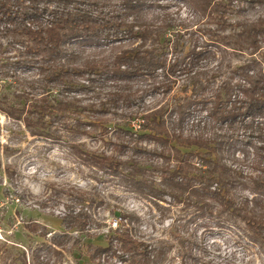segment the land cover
Listing matches in <instances>:
<instances>
[{
    "label": "trees",
    "instance_id": "trees-1",
    "mask_svg": "<svg viewBox=\"0 0 264 264\" xmlns=\"http://www.w3.org/2000/svg\"><path fill=\"white\" fill-rule=\"evenodd\" d=\"M173 3H181L193 13L197 26L188 35L198 33L196 40L185 39L181 30L173 29L175 19L169 14L146 12ZM254 10L257 13L250 17L248 13ZM122 36L136 45H112L107 57L79 51L80 43L111 42ZM0 38L17 48L18 59L13 64L37 68L41 77L30 84L59 88V99L42 94L29 102L18 93L14 103L0 107L13 120L22 122L32 136H56L51 124L63 123L64 113L77 108L80 100L69 97L77 90H100L110 83L105 101L99 103L102 111L96 112L106 116L110 108L138 106L148 92L167 95L179 76H187L190 90L174 103L168 115L163 107L143 111L138 133L121 127L122 135L112 142L114 151L110 154L88 151L82 144L70 145L71 150L92 168L93 175L99 170L116 177L126 190L156 206L167 196L171 204L192 205L206 222L218 226L244 223L249 239L264 249V68L255 57L264 47V0H0ZM210 44L219 50L222 60L229 52L247 54L248 59L235 67L221 60L206 70L199 62L215 59L217 54L202 47ZM195 112H204L203 120L192 121L195 132L185 134L184 123ZM62 125L84 135L90 134L87 126H97L78 117L71 126ZM238 128L249 130L252 138L247 141L252 152L243 149L242 154L251 166L248 174L235 158L225 155L232 145L228 131ZM124 135H134L130 146L134 153L159 160L155 166L158 181L146 177L137 159H132L135 166L123 170L126 160L119 154L129 147ZM144 139L155 144L152 148L142 146ZM6 173L13 174L9 167ZM64 190L54 189L56 197ZM71 191L61 217L64 231L54 233L49 244H44L46 253L58 258L79 241L72 237L73 232L88 233L93 219L82 205L86 202L91 208L102 202L96 189ZM120 219L129 225L137 217L125 213ZM27 228L47 234L36 222ZM196 239L192 234L180 241L183 254L193 264H197V257L192 255L191 246L198 245ZM171 249L169 241L151 244L134 237L129 227H115L106 246L90 250L88 257L92 264H162ZM38 256L35 253L32 259L38 261ZM0 264L30 263L22 253L16 261Z\"/></svg>",
    "mask_w": 264,
    "mask_h": 264
},
{
    "label": "rangeland",
    "instance_id": "rangeland-1",
    "mask_svg": "<svg viewBox=\"0 0 264 264\" xmlns=\"http://www.w3.org/2000/svg\"><path fill=\"white\" fill-rule=\"evenodd\" d=\"M155 11L167 13L174 18L176 26L173 29L181 30L185 39L198 38V33L188 35L197 25L193 13L183 4H165L161 8L146 10L149 15ZM256 13L254 10L248 14L253 17ZM113 41L80 43L79 51L107 57L112 45H128L132 40L122 36ZM0 43V107L6 102L14 103L18 93H23L29 102L35 101L42 94L48 95L52 100L60 98L59 88L49 87L45 83L30 84L29 82L41 77L37 68L13 64L18 59L17 48L8 45L5 39L0 38ZM202 47L217 52L215 59L204 58L199 62L201 67L210 70L222 58L215 46L210 44ZM263 50L264 47L255 57L262 61L261 66L264 68ZM167 57L169 58L170 54ZM247 59V54L235 55L232 52L225 56V60L223 58L224 65L230 63L232 67L243 64ZM190 82L187 76H179L169 94L163 95L161 91L148 92L138 106L129 110L123 106L110 108L106 116L96 112L102 111L99 103L105 101L110 83L104 84L100 90H77L69 95H74L80 100L77 108L64 113L63 123L51 124V130L56 131L54 138L32 136L22 122L13 120L0 110V262L16 261L24 253L30 264H92L88 257L89 251L97 246H106L115 227H129L132 235L141 241L151 244L161 241L172 243V249L162 264H193L192 260L183 254L180 242L192 234L197 237L198 245L191 246L192 255L197 257V264H264V249L249 239L244 223L229 222L218 226L214 222H206L198 217L199 210L195 207L181 203L171 204L167 196L164 200L157 201L159 206H156L152 200L126 190L116 177L96 169L94 170L97 175H93L92 168L81 163L76 153L71 150L70 145L82 144L88 151L110 154L114 151L112 142L118 135H122L119 131L121 127L137 134L143 111L163 107V110L167 109L165 115H168L174 103L188 94ZM204 115V112L193 113L184 123V133L195 132L191 122L203 120ZM77 117L83 122L89 121L97 126H87L86 130L90 131V134L84 135L62 125L71 126ZM44 119L49 121L48 116ZM104 119H107V122L102 121ZM228 134L232 135L229 139L232 145L228 153H225L226 157L235 158L243 173H250L249 162L242 158L243 149L252 152L251 147L247 145V141L252 139L250 131L238 128L232 132L228 131ZM134 139V135H124L125 145L129 147L122 152L117 151L126 160L123 170L135 166L132 159H137L146 177L158 181L155 166L159 160L134 153L130 148ZM140 143L147 148H152L155 144L148 139ZM7 167L13 172L11 176L6 173ZM61 187L65 192L56 197L54 189ZM71 189L91 192L96 189L102 202L91 208H87L86 202L82 205L91 213L93 219L88 233L73 232L72 237L79 241L58 258L47 254L44 244H49V239L54 233L64 231L61 217L66 211L64 203L69 201ZM243 193L249 195L248 191ZM125 213H134L137 220L128 225L126 220L120 219ZM33 222L46 228V236L41 235L40 229L37 233L28 230L27 226ZM35 253L39 255L38 261L32 259Z\"/></svg>",
    "mask_w": 264,
    "mask_h": 264
}]
</instances>
